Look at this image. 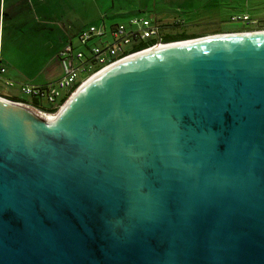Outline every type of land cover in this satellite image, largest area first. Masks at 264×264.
Here are the masks:
<instances>
[{"label":"water","instance_id":"1","mask_svg":"<svg viewBox=\"0 0 264 264\" xmlns=\"http://www.w3.org/2000/svg\"><path fill=\"white\" fill-rule=\"evenodd\" d=\"M179 41L0 96V264H264V30Z\"/></svg>","mask_w":264,"mask_h":264},{"label":"rangeland","instance_id":"2","mask_svg":"<svg viewBox=\"0 0 264 264\" xmlns=\"http://www.w3.org/2000/svg\"><path fill=\"white\" fill-rule=\"evenodd\" d=\"M99 1L105 5V8L103 6L104 10L102 9L100 13L96 7L97 4H100ZM17 7L26 10L28 13L20 16V12L16 13ZM35 8L41 9L39 14L41 19L47 17L45 16L46 11L52 17L56 15L55 19L52 18L50 21H54L55 27L58 25L64 34L69 30L67 29L69 26L73 27L80 22L87 25L92 23L95 25L105 24L110 27L109 25L112 23L128 22L134 16H154L164 27L166 34H173L176 37H195L227 33L233 30L237 32L257 29V25L252 23H246L243 20L233 21L231 18L234 15L249 14L251 18L264 19V0H0V43L4 31L6 39L9 36L12 38L13 50L24 46L30 52L34 53L38 49L40 54L49 52L50 55L54 48L52 42L48 40V35L51 36L52 34V26L41 27L44 35L40 34V39L33 42H30V39L29 41L26 40V36L22 32L23 29L19 26L20 23L26 22L28 19L33 20L36 13H33L32 10L34 11ZM14 37L19 38L15 39ZM106 39H110V36ZM8 42L10 43V41ZM74 42L77 43L75 37ZM80 49L85 50L86 47L81 46ZM3 52L6 54L9 50L5 47ZM42 64L43 62L41 64L35 62L18 63L23 69V73L28 74L39 71ZM52 74L53 71L48 70L45 75L39 78L41 80L39 83L43 85L56 81L52 78ZM10 81L18 86H7L5 94H20L21 98L32 101L31 96L22 92L21 88L26 85H35L34 80ZM48 106L49 104L45 101L44 107ZM31 108L37 111L32 104ZM40 114L44 115L43 113Z\"/></svg>","mask_w":264,"mask_h":264},{"label":"built area","instance_id":"3","mask_svg":"<svg viewBox=\"0 0 264 264\" xmlns=\"http://www.w3.org/2000/svg\"><path fill=\"white\" fill-rule=\"evenodd\" d=\"M231 19L257 25V29L251 31L264 30V19L251 18L249 14L234 15ZM108 36L110 39H106ZM74 37L77 43L74 42ZM172 42L166 41L164 27L154 16H134L128 22L110 27L91 24L74 36L66 35V42L58 54L63 67V74L59 79L43 85L22 86L21 89L41 103L33 105L37 111L52 116L59 113L89 79L104 69L156 45ZM81 46L86 49H80ZM5 71L0 60V77ZM6 84L12 85V82L6 81ZM45 101L49 104L48 107H44ZM18 103L31 107V104L25 102Z\"/></svg>","mask_w":264,"mask_h":264},{"label":"crops","instance_id":"4","mask_svg":"<svg viewBox=\"0 0 264 264\" xmlns=\"http://www.w3.org/2000/svg\"><path fill=\"white\" fill-rule=\"evenodd\" d=\"M100 4H97L98 6H96L98 8V13L102 12L103 6L105 8V5L103 3L102 5V1H99ZM15 8V7H14ZM99 8H101V10H99ZM41 10V9H40ZM40 10L39 8H35L34 11L32 10L33 13H36L35 17L33 16V20L30 21L28 18V20L26 22L20 23L19 26L23 29V33L26 36V40L30 39V42L33 41H37L38 39H40V34L44 35L43 30L41 29V27H48V26H52L51 28V36L48 35V40H50L52 42V44L54 45L53 50L51 51L50 55L49 52H45L43 55L39 53V50L37 49L36 52H30L28 50V48L26 47H20V49H14L13 50V44L11 43V36H9L7 39L5 38V34L3 31V35L1 38V63L2 65L6 68L5 73L0 77V83H1V88H0V96L9 100H13V101H18V102H25L27 104H32L35 105V101L32 98V101H27L26 99H23L20 97V94H14L13 95L11 93H7L6 92V87L10 86V87H15L18 86L16 84H14L12 82V85H8L6 84V81H10V80H14V81H24L26 79H31L34 80L36 82L35 85L39 84L41 85V80H39V78L42 75H45L47 73L48 70H52L53 74H52V78L53 79H59L62 76L63 73V67L62 64L60 62V60L58 59V54L60 49L64 46L65 42H66V34H71V35H76L78 34V32L85 28L88 25L91 24H85V23H78L76 25H73V27L69 26L67 29H69L66 34H64L63 30H60V28L55 27L56 23L54 24V21H50L52 18L55 19L56 15L54 17H52L51 15H49V13H45V17L44 19H41L39 14H40ZM104 10V9H103ZM20 12V13H19ZM15 13V10H14ZM16 13H19L20 16H23L24 14L28 13L26 10L24 9H19L18 7L16 8ZM96 20V19H95ZM17 24V22H16ZM93 24V23H92ZM59 28V30H58ZM48 29V28H47ZM234 32H236L235 30H233ZM231 31V32H233ZM238 32V31H237ZM211 35V34H209ZM206 36V35H205ZM15 39H18L19 37H14ZM6 39V40H5ZM7 41H10V43ZM6 47L7 50H9V52H6V54L3 52L4 48ZM31 63V62H35L37 64H42L41 68L39 69V71H37L36 73H32V74H28V73H23V69L21 68L20 65H18V63ZM30 67V66H29ZM54 76V77H53ZM11 82V81H10ZM6 85V86H5ZM38 104V103H36Z\"/></svg>","mask_w":264,"mask_h":264},{"label":"bare ground","instance_id":"5","mask_svg":"<svg viewBox=\"0 0 264 264\" xmlns=\"http://www.w3.org/2000/svg\"><path fill=\"white\" fill-rule=\"evenodd\" d=\"M180 42H181V41H179V42H173V43H168V44H160V45H156L155 47L169 46V45H172V44H180ZM152 48H154V47H152ZM152 48H151V49H152ZM148 50H150V49H148ZM148 50H145V51H143V52H146V51H148ZM136 55H137V54H136ZM132 56H133V55H132ZM132 56H130V57H132ZM134 56H135V55H134ZM130 57H127V58H130ZM127 58H126V59H127ZM114 65H115V64H114ZM112 66H113V65H112ZM110 67H111V66H110ZM110 67L104 69L102 72H104L105 70L109 69ZM102 72H101V73H102ZM101 73H98L96 76H98V75L101 74ZM96 76H94V77H96ZM94 77H93V78H94ZM93 78H91V79H93ZM91 79H89V81H90ZM87 82H88V81H87ZM87 82H86V83H87ZM86 83H85V84H86ZM85 84H84V85H85ZM84 85H83V86H84ZM83 86H82V87H83ZM82 87H81V88H82ZM81 88H80V89H81ZM80 89H79V90H80ZM79 90H78V91H79ZM78 91H77V92H78ZM77 92H76V93H77ZM76 93H75V94H76ZM63 108H64V107H63ZM63 108H62V110H63ZM44 115H45V114H44ZM45 116L50 117V118L56 120V119L60 116V112L57 113V114H55V115H52V116H51V115H45Z\"/></svg>","mask_w":264,"mask_h":264},{"label":"trees","instance_id":"6","mask_svg":"<svg viewBox=\"0 0 264 264\" xmlns=\"http://www.w3.org/2000/svg\"><path fill=\"white\" fill-rule=\"evenodd\" d=\"M114 24L112 23V24H110L109 26H113ZM82 30V29H81ZM195 37H200V36H195ZM195 37H187V36H182V37H176L175 35H166V41L167 42H171V41H176V40H181V39H188V38H195ZM142 47H144V46H142ZM63 48V47H62ZM61 48V49H62ZM60 49V50H61ZM33 98V97H32ZM34 99V101L36 102V103H40L39 101H38V99H35V98H33ZM41 104V103H40ZM48 111H50L49 109H48ZM52 111V110H51ZM53 111H55V109L53 110Z\"/></svg>","mask_w":264,"mask_h":264},{"label":"flooded vegetation","instance_id":"7","mask_svg":"<svg viewBox=\"0 0 264 264\" xmlns=\"http://www.w3.org/2000/svg\"><path fill=\"white\" fill-rule=\"evenodd\" d=\"M166 35H173V34H166Z\"/></svg>","mask_w":264,"mask_h":264}]
</instances>
